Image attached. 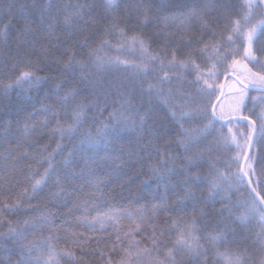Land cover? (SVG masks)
<instances>
[{
  "label": "trees",
  "instance_id": "1",
  "mask_svg": "<svg viewBox=\"0 0 264 264\" xmlns=\"http://www.w3.org/2000/svg\"><path fill=\"white\" fill-rule=\"evenodd\" d=\"M248 11L244 0H116L112 8L105 0H0V30L7 26V37L0 36V231L11 227L24 233L16 241H0V260L16 264L23 257L25 264H47L51 246L57 255L50 264H157L179 236L172 222L183 227L194 220L193 235L203 255L176 252L177 264H228V257L235 255L257 264L264 250L257 239L260 212L251 207L253 201L263 207L245 177L243 183L235 177L256 128L246 165L251 163L255 171L252 185L258 177V190L264 192V104L252 100L264 93L250 88L245 106L237 109L242 85L228 80L217 119L212 114L224 79L236 77L229 68L234 58L249 67L255 63L253 71L264 65V31L259 29L252 45L259 63L244 59L247 41L240 33L264 20V4L245 19ZM236 21L239 32L228 42ZM140 40L150 54L168 59L173 52L177 59L191 56L205 73L214 62L211 45H224L228 58L217 61L221 66L209 81L213 88L206 89L211 101L200 94L191 65L171 74L161 86L167 104L155 92L149 93L148 84L163 74L159 61L150 66L156 70L137 74L134 66L146 62ZM206 44L209 47L202 53ZM93 50L104 61L126 64L97 68L89 59ZM73 55L87 64L83 69L87 80L81 79L79 68L64 71ZM25 71L34 72L41 82L18 85ZM8 85L11 88L5 92ZM72 91L77 94L65 104L62 97ZM77 104L85 105L82 119L73 133L62 136L57 128L73 124ZM184 104L207 106V111L173 118L172 106ZM113 113L126 117L128 126L117 125L107 146L81 145L82 140L96 138L105 125L112 128ZM141 115L147 117L143 125ZM241 115L254 123L249 125ZM230 127L237 133L236 142H218ZM189 133L190 143L181 144ZM168 157L172 159L160 163ZM185 157H194L193 163L186 165ZM149 165L160 168L161 175H153ZM46 169L47 176L33 191ZM165 169L175 171L165 174ZM218 170L226 178L210 198V182ZM186 180L195 198L181 203ZM245 213L247 220L241 223L238 217ZM153 224L158 226L157 236L159 229L165 230L159 245L149 239ZM217 235L223 239L210 240Z\"/></svg>",
  "mask_w": 264,
  "mask_h": 264
},
{
  "label": "snow or ice",
  "instance_id": "2",
  "mask_svg": "<svg viewBox=\"0 0 264 264\" xmlns=\"http://www.w3.org/2000/svg\"><path fill=\"white\" fill-rule=\"evenodd\" d=\"M105 4L108 8H112L116 6V0H105ZM260 4H264V0H244V7H246L249 11L248 14L245 16V19L250 18L251 16V10L255 7H258ZM83 7V6H78ZM195 13H192L194 15ZM65 22H68V18H65ZM237 26L233 27L231 32L227 35V41L233 42L234 34H237L239 32V21L234 22ZM258 29L260 31H264V20L258 22L257 25H254L247 33H240L243 35L244 39L247 41V46L244 49V59L248 62H256L259 63L258 57L255 55L254 51L252 50V45L254 44L257 31ZM0 36L7 37V26H5L4 29L0 30ZM133 41H135V38H133ZM140 45L141 51L145 54V60L146 62L141 65H135V70L137 74H144L147 75L150 70H156L153 68H150V66L155 65L156 61H159L158 71L162 73L163 75L159 77L158 81L156 83H149L148 84V91L149 93L155 92V94L158 97H161L164 99V102L167 104L168 100L164 96L161 86L167 82L170 78L171 74H175L176 72L180 70H187L189 68V65L192 66V68L195 70V84L197 88L199 89L200 94L207 95L209 102L211 101V92L207 90H211L213 88V84L209 81L215 76V70L221 66L217 63V61L227 60L229 52L228 49L222 45L219 42L213 43L211 45L213 55L211 59L214 61L211 68H208L207 73L202 71L201 66L195 62V59L189 56L187 59H177V56L175 52H173L171 59H168L167 57H160L158 55L150 54L148 53V49L144 43L143 40L138 41ZM107 44V41H103L102 46ZM209 45H205L204 48L200 49L202 53L206 52ZM233 56H235V53H233ZM89 59L91 60L92 64L97 68H104L105 64L107 63L109 66L112 67H119L121 64H126L125 61L121 60H108L104 61L103 59L99 58L96 55V50H93L89 53ZM75 61V63H73ZM87 67V64L85 62L76 61L75 56H70L68 63L64 65V71L68 72H74L77 68L81 70V79L87 80L88 77L83 73V69ZM255 67V63H253V67H249L248 63L241 64V62L237 59H233L232 63L229 65V68L233 69V71L236 73V79L242 87L238 89L239 97L237 102V109L242 108L245 106L246 97L248 90L250 88L257 89L259 91L264 92V65H261V71H253V68ZM23 81H27L30 85H38L41 82V77L36 75L34 72L25 71L21 73V76L17 79L16 83L19 85ZM202 81V83H201ZM57 89L59 90L61 85H56ZM8 88H11V85H8L4 91L7 92ZM77 93L75 91L69 92L64 97H62L63 102L66 104L68 103L69 99L74 98ZM252 100L254 103H261L264 104V96L260 97L259 99L257 97H252ZM176 107H179V113L175 110ZM85 105L84 104H77L73 108V124L68 127L58 126L57 131L63 136V135H70L74 132L76 125H78L82 119L83 112H84ZM207 106H205L203 109L201 108H190L187 104L184 105H173L171 115L173 118L178 119H185L187 117H192L194 115H199L201 112L206 113ZM216 113L213 111V117H215ZM146 115L140 116V124L143 125V123L146 120ZM240 119L242 120H248L249 125H252L254 122L248 117L241 115ZM261 119H264V112L261 113ZM111 120L115 121V125H113L112 128H108L107 125H105L104 130L101 132H98V135L96 138H87L85 140L81 141V145H87L90 148H95L97 145L104 143L105 146L108 144L109 136L116 132L117 125L127 127L128 126V120L126 117H124L122 114L113 113L111 114ZM212 121L209 120V124H211ZM262 130H264V124H262ZM203 131V130H201ZM242 135V133L240 134ZM187 139L181 140L180 143L187 145L190 143L191 134H187ZM237 139V133H234L232 128L230 127L227 134H221V136L218 138V142H222L224 145H228L230 142L235 143ZM249 145L251 146L252 137L249 136ZM59 147V146H58ZM92 159H95V157H92ZM171 157L165 158L160 161L161 164L167 163L169 160H171ZM238 159V157H237ZM194 161V157H185L186 165H191ZM66 164L69 163V161L66 159ZM151 168L153 175L160 176L161 175V169L154 165H149ZM51 168V164H50ZM175 171V169H165V174L168 172ZM190 171V169H189ZM48 174V170H45L44 176H41L40 179L36 180L35 183L32 185L33 191L36 190L37 187H39L45 177ZM255 176V171L253 168V165L251 163L247 164L246 166H243L239 169V174L235 177V179L239 183L244 182V177L249 178V185L251 188V192L255 195L256 200L259 201V204H264V192L259 191V178L257 177V183L255 185H252V177ZM226 177L223 176V173L217 171L216 177L210 182L211 187L209 191V197L214 198V196L217 194V192L221 188L220 180L224 179ZM187 179H191L193 181L198 180L199 177H191L189 176ZM195 194L191 191V185L187 183V180L185 181V193L184 197L182 198L181 203L183 201H186L188 199H194ZM7 207V205H6ZM180 205H177V208H179ZM223 209L219 211V214H223ZM252 212H260V218L259 222L261 225V231L257 233V239L260 243L261 249L264 250V209H259L256 205V202L253 201V205L251 207ZM106 217L111 218L109 213L104 214ZM131 215V214H129ZM41 219H45V217H41ZM97 220L100 219V217L96 218ZM241 223L246 222L247 220V213L241 215L238 217ZM26 223H28L26 221ZM139 227V225H137ZM157 225L153 224V235L149 237V239L152 241L154 245H159L161 243L160 237L165 235V230L163 228L159 229V236L156 235L157 232ZM172 229L177 231L179 233L178 238L174 242V245L170 248H168L166 257L163 261H158L157 264H177L175 260V253L176 252H185L189 256L193 257H199L200 255H203L201 252V245L199 243L198 238H196L193 233L195 231V221H191L186 223L183 227H179L177 225V222H172ZM24 236L23 232H18L14 230L13 228L9 227L8 232L0 231V241H16L18 239H21ZM117 239H119V235L117 236ZM222 235L212 236L210 237V240L212 241H219L222 240ZM31 252V249L29 248V253ZM57 255L54 248L49 246V262L47 264H50V262L53 260V258ZM64 255H67L69 257L72 256L71 252H66ZM223 255V254H221ZM0 264H13L11 260H0ZM16 264H25V260L22 257L20 261H17ZM228 264H248L247 260L243 255H235L232 257H228ZM257 264H264V256H262Z\"/></svg>",
  "mask_w": 264,
  "mask_h": 264
},
{
  "label": "water",
  "instance_id": "3",
  "mask_svg": "<svg viewBox=\"0 0 264 264\" xmlns=\"http://www.w3.org/2000/svg\"><path fill=\"white\" fill-rule=\"evenodd\" d=\"M227 78H229V77H227ZM226 80H227V79H226ZM223 91H224V86H223L222 92H223ZM216 106H217V104L215 105L214 110H215ZM214 110H213V111H214ZM252 138H253V137H252ZM252 142H253V139H252ZM252 142H251V146H249V149H248V152H247V155H246L245 161L248 159V156H249V154H250L251 147H252ZM245 161H244L242 167L245 165ZM248 184H249V180H248ZM249 186H250V185H249ZM250 190H251V188H250ZM257 201H258V200H257ZM258 202H259V201H258Z\"/></svg>",
  "mask_w": 264,
  "mask_h": 264
},
{
  "label": "rangeland",
  "instance_id": "4",
  "mask_svg": "<svg viewBox=\"0 0 264 264\" xmlns=\"http://www.w3.org/2000/svg\"><path fill=\"white\" fill-rule=\"evenodd\" d=\"M233 85L235 84V83H232ZM236 115H237V113H236ZM228 117H230V116H228ZM219 118H223L222 116H220Z\"/></svg>",
  "mask_w": 264,
  "mask_h": 264
}]
</instances>
